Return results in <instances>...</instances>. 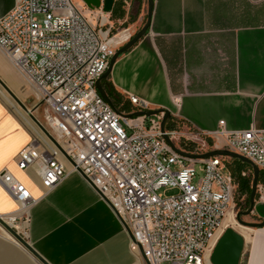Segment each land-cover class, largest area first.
Segmentation results:
<instances>
[{
    "label": "built area",
    "instance_id": "built-area-1",
    "mask_svg": "<svg viewBox=\"0 0 264 264\" xmlns=\"http://www.w3.org/2000/svg\"><path fill=\"white\" fill-rule=\"evenodd\" d=\"M119 43L92 26L72 0H14L0 16V51L45 107L44 127L71 161L37 133L15 164L36 170L40 197L0 172V186L20 212L11 227L26 240L29 209L63 181L67 163L123 221L129 249L148 264H210L233 200V177L222 157L191 160L174 152L163 139L161 115L125 119L99 95L96 82ZM128 100L139 107L134 96ZM219 125L213 134L223 137L224 148L264 172V130ZM165 134L171 141L177 135L166 128ZM164 187L176 193L163 196Z\"/></svg>",
    "mask_w": 264,
    "mask_h": 264
},
{
    "label": "crops",
    "instance_id": "crops-1",
    "mask_svg": "<svg viewBox=\"0 0 264 264\" xmlns=\"http://www.w3.org/2000/svg\"><path fill=\"white\" fill-rule=\"evenodd\" d=\"M261 1L153 0L148 31L116 59L107 82L131 112L163 109L168 119L215 147H224L223 137L213 134L220 122L229 131L264 130V11L254 6ZM143 3L115 0L109 13L102 12V3L95 8L75 0L74 5L92 26L116 31V40L124 43L137 32ZM13 4L0 0V16ZM37 133L0 99V172L8 171L34 198L41 194L36 170H19L15 157ZM65 170L63 181L29 209L27 243L48 264H146L129 249L128 233L105 199L67 163ZM258 178L251 214L264 221V172ZM15 210L0 186V216ZM239 234L237 264H264V227ZM15 245L0 239V263L22 264Z\"/></svg>",
    "mask_w": 264,
    "mask_h": 264
},
{
    "label": "water",
    "instance_id": "water-1",
    "mask_svg": "<svg viewBox=\"0 0 264 264\" xmlns=\"http://www.w3.org/2000/svg\"><path fill=\"white\" fill-rule=\"evenodd\" d=\"M83 3L88 7H95L99 8L102 3L101 10L103 13H109L111 8L115 2V0H82ZM127 1V0H123ZM152 8H153V0H147V11H146V20L141 28L132 35L121 47H119L114 55L110 58L108 66L101 77L96 82V90L98 91L99 95L111 106L112 102L108 98L107 94L105 93L104 89L101 87V80L108 77L112 65L116 61V59L123 54L124 52L131 49L142 37L145 36L146 32L150 27V20L152 15ZM0 86L4 89V91L13 99V101L28 115L31 121L35 124V126L39 129V131L61 152V154L71 163V161L66 157L61 147L58 143L54 140V138L50 135L47 129L32 115V113L18 100V98L10 91V89L2 82L0 79ZM120 116L125 119L129 118H136V117H151V116H158L161 115V122H160V130L163 133L164 141L169 145V147L176 152L177 154L191 159V160H202L207 159L210 157H224L229 159H237L242 161L243 163L247 164L251 168L252 172V181H251V188L250 194L248 198V208L244 212H240L236 214L237 221L239 225L248 227L251 229H258L264 227V221L261 222H244L240 220V215H248L252 212L255 203V196L257 190V181L259 176L258 168L248 159L228 151L226 149H213L204 153H192L186 152L184 150L179 149L174 145V143L168 138L165 134V123L168 119L169 113L163 109H155V110H135L131 113H121L118 112ZM88 183L89 181L79 172L77 171ZM100 195V194H99ZM101 196V195H100ZM102 197V196H101ZM103 198V197H102ZM104 199V198H103ZM117 215V214H116ZM118 216V215H117ZM119 218V217H118ZM120 219V218H119ZM123 224L125 231L129 234L126 225L120 219ZM0 226L6 230V232L13 237L20 245H22L32 256L35 260H37L40 264H48L44 261L35 251L34 249L24 240L11 226L6 224L2 218L0 217ZM241 250V240L239 235L236 234L231 229H226L221 237L216 242L212 253L210 255L209 261L210 264H237L239 254ZM145 260V259H144ZM146 264L147 261L145 260Z\"/></svg>",
    "mask_w": 264,
    "mask_h": 264
},
{
    "label": "rangeland",
    "instance_id": "rangeland-1",
    "mask_svg": "<svg viewBox=\"0 0 264 264\" xmlns=\"http://www.w3.org/2000/svg\"><path fill=\"white\" fill-rule=\"evenodd\" d=\"M219 1V0H218ZM73 3H75V0H73ZM255 7H259V9H261V11H264V1L261 2H255L254 4ZM146 2L144 0L143 3V8L141 11V15H142V19L141 22L139 23L138 29L137 31L141 28V26L144 24L145 20H146ZM98 28V26H97ZM100 29V28H98ZM103 33L105 32V29L102 27ZM108 37H114V39L116 40V38L118 37V35L116 34V31H113L112 29L110 30V33H108ZM117 41V40H116ZM120 42V41H117ZM125 43V42H124ZM124 43H119L116 46V50L121 47ZM1 57V55H0ZM3 59V58H2ZM0 58V79L2 80V82L10 89V91L18 98V100L32 113V115L43 125V120H42V115L45 112V107L42 104H39L36 100V98L33 95V92L29 89V87L27 85H25V83H23V81L12 71V69H10V66L7 64V60L4 58V60H2ZM10 64V63H9ZM0 99L6 104V106L14 113H21L23 116H25L29 122L31 123V125L34 127V129L38 132L41 133L39 131V129L35 126V124L31 121V119L26 115V113L13 101V99L4 91V89L0 86ZM173 127L172 130H174L177 135L175 136L173 143L176 147L184 150L183 148H185V146H187L189 148L190 144H193V146H191L190 148L193 149L194 153H204L213 149H225L224 147H220V146H214L211 145L209 146V139L207 138H202V140H192L191 138H189L186 134L188 132H191V130H189L187 127H184L182 124H180L177 121H172ZM126 132L128 133V131L126 130ZM224 161L226 163V166L228 168V170L230 171L231 169V164H230V159L229 158H224ZM245 174L247 176H249V179L252 181V172H251V168L249 167V170L245 171ZM200 176V174L198 175V177ZM198 177H196L194 179V183H196ZM234 191H233V200L232 203L230 205V208L228 210V213L224 219L223 222V226L221 228L222 232L220 233L219 238L221 237V235L223 234V232L226 229H231L232 231H234L236 234L240 235L241 234H246L250 231V228H245L241 225H239L237 218H236V214L240 213V212H244L247 208L249 203L247 202V194L241 193L238 188H237V183L234 180ZM251 188V186H250ZM158 193H160L163 196H170L176 193L175 189L172 188H161ZM250 194V193H249ZM6 216V215H4ZM240 220L244 221V222H261L262 220H258L255 219L252 214H248V215H240ZM6 232L3 231L2 228H0V239H3L4 241H7L13 245H15L13 243V241L6 236ZM218 238V239H219ZM218 241V240H217ZM16 247H18L19 249H21V263L22 264H40L38 261L34 260L33 256L28 253L24 248H20L19 246L15 245ZM18 256V255H17ZM2 264V263H0ZM162 264H167V263H162Z\"/></svg>",
    "mask_w": 264,
    "mask_h": 264
},
{
    "label": "trees",
    "instance_id": "trees-1",
    "mask_svg": "<svg viewBox=\"0 0 264 264\" xmlns=\"http://www.w3.org/2000/svg\"><path fill=\"white\" fill-rule=\"evenodd\" d=\"M107 78L108 77L101 80V87L104 89L108 98L111 100L112 105L114 107L118 106V110L121 112H126V113L131 112V109L126 105V102L121 100V96L116 94L111 89V86L107 82ZM172 127H173L172 121L170 119H167L165 123V128L168 130H172ZM208 145L209 146L212 145V142L210 140H209ZM191 146H193V144H190L189 148L185 146V148L183 149L187 152H193V149L190 148ZM230 160H231L230 161L231 169L229 172L234 178V180L236 181L238 190L241 193L247 194V198H248V195L250 193L251 180L249 179V176L245 174V171L249 170V166L237 159H230ZM242 173H244V175H242ZM258 181H259V178H258ZM247 202H248V199H247Z\"/></svg>",
    "mask_w": 264,
    "mask_h": 264
},
{
    "label": "bare ground",
    "instance_id": "bare-ground-1",
    "mask_svg": "<svg viewBox=\"0 0 264 264\" xmlns=\"http://www.w3.org/2000/svg\"><path fill=\"white\" fill-rule=\"evenodd\" d=\"M53 133L55 134V132L53 131ZM20 214V212L18 211V208H17V205H16V210L12 213V214H9V215H7V216H5V217H3L2 219H3V221L6 223V224H8L9 226H11L12 224H11V220L16 216V215H19ZM224 222V221H223ZM26 226V224H23V225H20L19 227H18V229L19 230H22L24 227ZM1 227V226H0ZM244 227V226H243ZM2 228V227H1ZM245 228H248V227H245ZM2 229H4V228H2ZM251 229V228H250ZM4 231L6 232V230L4 229ZM7 233V232H6ZM7 235L10 237V238H12L13 239V241H15L16 243H18L13 237H11L8 233H7ZM19 244V243H18ZM20 245V244H19ZM22 246V245H21ZM23 247V246H22ZM24 248V247H23ZM25 249V248H24ZM26 250V249H25ZM27 251V250H26ZM28 252V251H27ZM29 253V252H28Z\"/></svg>",
    "mask_w": 264,
    "mask_h": 264
}]
</instances>
